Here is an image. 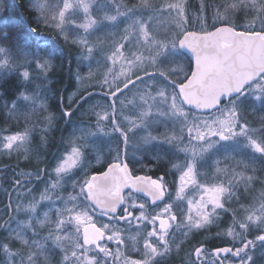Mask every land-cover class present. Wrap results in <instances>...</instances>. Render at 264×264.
I'll return each mask as SVG.
<instances>
[{
	"label": "snow or ice",
	"instance_id": "1",
	"mask_svg": "<svg viewBox=\"0 0 264 264\" xmlns=\"http://www.w3.org/2000/svg\"><path fill=\"white\" fill-rule=\"evenodd\" d=\"M208 7L199 0L190 16L188 0H26L28 21L0 0V101L8 119L26 122L0 129V155L41 161L31 117L42 114L46 148L52 75L65 55L58 41L79 49L78 69L87 62L88 71L77 80L98 82L108 101L92 106L95 124L74 130L51 171L12 169L0 264H170L181 251V264L264 257V190L252 195L256 183L264 189V0H219L211 30ZM144 161L163 171L135 174ZM213 227L223 243L209 251V238L196 237Z\"/></svg>",
	"mask_w": 264,
	"mask_h": 264
},
{
	"label": "trees",
	"instance_id": "2",
	"mask_svg": "<svg viewBox=\"0 0 264 264\" xmlns=\"http://www.w3.org/2000/svg\"><path fill=\"white\" fill-rule=\"evenodd\" d=\"M155 3H161V0H154ZM126 3H138L139 0H125ZM206 4L209 5L207 9V24L209 25V30H211L210 26L213 24L212 14L213 8L212 6L219 2V0H205ZM6 5L8 6L11 12L19 13L23 18L28 21L32 20V16L29 11L26 10V0H6ZM188 12L190 16H195L197 12V8L199 7V0H188ZM243 17L237 21V23H242ZM193 30L199 31V25L193 24ZM104 31H108V29L102 30L100 33L103 35ZM40 34L47 38H52V34L43 26H41ZM96 37H93L95 39ZM64 49V57L62 60H57L55 73L52 75V92L49 94L47 103L49 106V110L56 116L55 127L49 132L48 137H53L54 140L48 143V146L44 149H38L42 153L41 161L38 163L36 158L32 157L29 161H24L23 159H17L16 161L5 158V155H0V170L4 169L7 166L8 171L0 177V210H2L8 202L9 192L11 191V184L9 180L12 176V169L16 171L24 170V171H34L37 167L45 168L47 167L49 171L54 166L55 161L53 159L54 155L57 153H62L67 146L64 141L72 135L74 130L76 131V135H79L78 129L81 127L87 128L90 125L95 124V116L92 115L90 109L93 105L96 104H106L108 101L104 97V91L106 89H101L100 84L96 81H79L76 78V73L79 70L80 75L86 76L88 68L87 62L83 64L77 65V55L79 53V49L75 47H67L63 46L62 41L57 42ZM99 58V57H97ZM95 61L92 62V66H95ZM96 68V67H95ZM94 68V69H95ZM14 85V81H9V87L11 88ZM83 97V99H81ZM23 111H28L27 109H22ZM68 110L73 113L70 117L61 118V111ZM37 115L41 116L40 113ZM247 119L251 121L253 126L259 127L260 121L258 115H253L249 112L247 114ZM26 126L23 125L22 119L18 122L14 120L8 119L5 110L3 109V101H0V129H7L5 134H9L14 131L23 130ZM42 128V125L36 122V129L34 132H38L39 129ZM95 130L94 128L92 129ZM161 131L163 129H160ZM37 142V141H36ZM39 142V140H38ZM136 141H133V144ZM114 146V145H113ZM129 153L133 151L132 145L129 146ZM139 155V153H137ZM147 164V161H144L143 164H135L134 171L135 174H148V175H159L163 169H156L154 171H149L148 168L143 165ZM262 178H264V174H260ZM167 179L170 182L175 179V176H168ZM255 191L252 195H258L262 189L260 183H256L254 186ZM43 189V185L39 184L36 186L37 194L40 190ZM174 190V188H173ZM250 196L245 200L248 202L250 200ZM236 204H233L232 207H236ZM21 219L24 217L21 216ZM230 215H224L222 218V222L220 224V228H225L228 223H230ZM216 227H213L210 233H205L203 235H199L196 237V240H205L207 236L209 238L207 247L209 251L214 247H218L222 245L221 240L215 239V233L218 231ZM6 235L3 232H0V238ZM195 241H193L194 243ZM19 245H17L18 247ZM189 247L186 243L182 246L185 250ZM133 258H139L137 254L130 253ZM185 252L181 251L179 255H173L170 260V264H181L182 259L184 258ZM257 260L258 264H264V257L260 256L259 251H257Z\"/></svg>",
	"mask_w": 264,
	"mask_h": 264
},
{
	"label": "rangeland",
	"instance_id": "3",
	"mask_svg": "<svg viewBox=\"0 0 264 264\" xmlns=\"http://www.w3.org/2000/svg\"><path fill=\"white\" fill-rule=\"evenodd\" d=\"M162 1V0H161ZM153 2L155 3V1L153 0ZM121 29H123V27H124V25L123 24H121ZM97 35H100V36H102V34L101 33H97ZM99 59V58H98ZM96 67V65L95 66H93V68H95ZM42 115V114H41ZM40 118H41V116H39V115H37V114H35V115H33L32 117H31V122H38L39 124H41L42 125V127H44V125L42 124V123H40ZM22 122H23V125H25V121L22 119ZM251 122V121H250ZM38 140L40 141V132L38 131H36V132H33V142H32V147L33 148H36V149H44L43 147H41L40 146V144H39V142H38ZM48 140H49V142H52L53 140H54V138L53 137H51V138H49L48 137ZM37 141V142H36ZM34 158H35V156H33ZM5 158H7V159H12V160H14V161H16L18 158L15 156V155H13L12 157H8L7 155H5ZM20 159V158H19ZM22 159V158H21ZM25 161V160H24ZM19 247V246H18Z\"/></svg>",
	"mask_w": 264,
	"mask_h": 264
}]
</instances>
